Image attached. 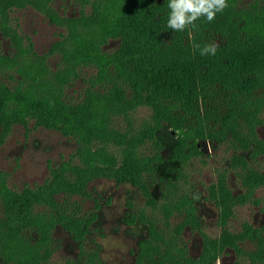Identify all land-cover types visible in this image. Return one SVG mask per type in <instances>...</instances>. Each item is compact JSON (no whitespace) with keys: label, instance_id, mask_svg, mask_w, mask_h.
I'll return each instance as SVG.
<instances>
[{"label":"trees","instance_id":"obj_1","mask_svg":"<svg viewBox=\"0 0 264 264\" xmlns=\"http://www.w3.org/2000/svg\"><path fill=\"white\" fill-rule=\"evenodd\" d=\"M78 1L89 6L88 13L64 16L49 0H0V33L11 46L0 50V145L14 124L30 121L59 129L76 142L70 158L34 186L11 187L9 172L0 167V264H56L51 232L57 224L80 241L78 256L68 264H106L99 244L92 248L81 241L96 212L81 218L66 203L72 193L86 195V183L98 176L135 184L153 210L130 215L148 229L134 264H214L225 246L235 251L236 264H264V224L244 220L239 230L229 228L243 196L231 195L227 182L233 171L244 186V203L264 201L255 196L264 186V167L258 164H264L258 131L264 125V0H227L229 6L211 23L195 22L191 39L187 29L166 28L167 0ZM30 7L66 28L50 48L60 59L55 70L29 36L11 24L13 8ZM109 38L119 40L113 50L104 48ZM193 42L219 46L215 55L201 56L193 52ZM84 67L93 69L85 78ZM77 78L86 86L79 99L71 100L66 91ZM138 107L149 113L136 122L132 112ZM117 117L125 120V128L115 127ZM163 125L178 131L171 158L180 178L187 161L200 155L201 140L230 154L209 186L221 209L222 233L204 239L198 256L189 254L181 229L170 222L178 213L184 214L183 224L201 227L190 186L169 177L160 195L149 188L146 174L153 175L165 160L157 135ZM145 142L152 145L151 154L140 150ZM113 143L117 154L107 149Z\"/></svg>","mask_w":264,"mask_h":264},{"label":"rangeland","instance_id":"obj_2","mask_svg":"<svg viewBox=\"0 0 264 264\" xmlns=\"http://www.w3.org/2000/svg\"><path fill=\"white\" fill-rule=\"evenodd\" d=\"M252 0H242L249 3ZM58 13L64 16H75L81 10L88 13L89 6H83L78 0H49L47 2ZM11 24L19 32L28 35L33 41L35 49L46 54L52 69L59 66V56L50 51L51 45L65 34L66 28L52 22L42 11L30 8H13L11 10ZM119 45V40L109 38L104 44L106 50H113ZM11 49L8 37L0 33V50ZM83 78L91 75L93 69L83 68ZM86 82L77 78L67 88L69 99L76 100L82 95ZM149 110L138 107L132 116L137 122L147 115ZM139 120V121H140ZM115 127L125 128V120L117 117ZM260 136L264 139V125L258 127ZM158 138L163 144L162 155L165 160L158 165L153 175H147L151 192L158 196L165 180L174 177L181 182H186L195 200L197 213L200 216L201 227L192 228L183 224L184 214L174 213L170 217L171 226L181 229V241L186 244L190 255L198 256L202 251L203 240L218 238L222 233L220 206L211 197L209 186L216 182V170L225 166L229 152L225 147H216L209 140L199 141L200 155L191 157L184 165L182 177H178L176 170L178 164L171 158L173 148L178 139V131L172 130L168 125H163L158 130ZM76 148L75 139L64 134L56 128L36 125L33 121L26 124L16 123L0 145V167L9 172V185L21 188L29 184L42 183L51 176L52 167L61 161L70 158ZM107 149L117 154L119 148L110 144ZM152 145L145 142L140 150L151 154ZM261 167L263 163L258 162ZM178 177V178H177ZM230 194L243 196V203H236L233 215L229 218V228L236 231L241 228L244 220L256 225L264 224V186L255 191L258 202L244 203V186L240 177L233 171L227 177ZM86 195L70 194L67 199L69 211H75L78 216H89L96 212V217L90 224V230L81 240L86 247L97 248L106 264H134L140 239L148 234L147 225L140 221H131L130 215L134 212L151 210L147 204L144 191L130 181H119L114 177L98 176L86 183ZM58 199L61 195L56 196ZM160 199V198H159ZM150 208V209H149ZM158 210V209H157ZM158 212V211H157ZM157 214V219L162 225V216ZM171 229V228H170ZM167 234V233H166ZM55 241L52 261L56 264H68L79 253V242L63 225L57 224L51 232ZM214 264H236L235 251L225 246L216 256Z\"/></svg>","mask_w":264,"mask_h":264},{"label":"clouds","instance_id":"obj_3","mask_svg":"<svg viewBox=\"0 0 264 264\" xmlns=\"http://www.w3.org/2000/svg\"><path fill=\"white\" fill-rule=\"evenodd\" d=\"M228 6L227 0H167L166 28L175 32H184L187 29L191 39V29L196 28L197 20L204 18L211 23L217 13H222ZM218 46L216 42L203 47L199 43H192L193 52L199 50L201 56L215 55ZM199 102L202 105V98Z\"/></svg>","mask_w":264,"mask_h":264}]
</instances>
